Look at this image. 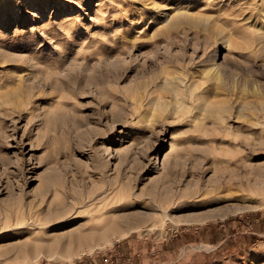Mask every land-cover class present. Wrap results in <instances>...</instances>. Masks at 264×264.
I'll return each mask as SVG.
<instances>
[{
  "label": "rangeland",
  "instance_id": "rangeland-1",
  "mask_svg": "<svg viewBox=\"0 0 264 264\" xmlns=\"http://www.w3.org/2000/svg\"><path fill=\"white\" fill-rule=\"evenodd\" d=\"M134 46L142 53L135 60ZM61 47L67 49L59 53ZM162 54L211 80L216 112H206L196 94L180 95L179 106L162 114L154 100L143 106L131 98L142 80L129 76L153 70ZM108 57L125 61L104 83L116 91L74 82L87 73L84 66L98 79ZM175 108L190 117L170 126ZM170 143L192 161L204 156L200 166L163 167ZM213 146L214 153L198 150ZM109 156L107 176L123 187L98 210L38 226L12 221L15 212L32 211L44 177L61 178L50 186L55 204L71 179L94 174L95 163L106 167ZM163 180L172 181L170 220L163 221L165 204L154 215L135 216L158 205L147 193H161ZM262 186L264 0H0V264H264ZM141 188V200L124 197L137 198ZM10 203L18 205L10 211ZM110 211L131 212L137 224L100 249L91 250L122 230L64 250L11 248L62 235L63 225L102 226L104 220L89 219Z\"/></svg>",
  "mask_w": 264,
  "mask_h": 264
},
{
  "label": "bare ground",
  "instance_id": "bare-ground-1",
  "mask_svg": "<svg viewBox=\"0 0 264 264\" xmlns=\"http://www.w3.org/2000/svg\"><path fill=\"white\" fill-rule=\"evenodd\" d=\"M207 5L208 3L206 1L203 4H199L198 7L199 6L204 7ZM201 15H204V13L201 12ZM179 19L183 20L184 22L186 20V17L182 16ZM158 43H156V45ZM157 47L158 45L155 47V50L159 49V47L158 48ZM66 49H67L66 47H63V48L61 47L58 52L62 53ZM133 50H134V53L132 52L131 57H134V60H135L137 57H140L142 53H141V50L137 48V46H134ZM136 52H138L139 54ZM164 52L165 50L163 51V53ZM158 54H160V52ZM164 54H166V52ZM102 62L103 63L99 64L101 71L98 76V79L96 77L91 78L88 75L90 73V70L87 68V66H84L83 68H80V70L83 72H87V73L86 74L80 73V75L76 79H74V82H76V84L77 83L79 84L80 83L79 80L82 78L84 82L83 83L84 85L81 84L82 86L94 85L95 88L98 90L107 92V90L109 89L110 90L109 92L116 91V89L110 88L109 85H105L104 83L108 82L106 78L109 75H112L113 77H115L116 69L119 66H122L125 61L122 60L118 62V60H115V58L108 57V58H105ZM155 62L157 66H155L153 70L150 69L148 71L147 70L138 71V69L137 70L135 69L134 74L129 76L131 77V79L142 80V81H137L130 88V94L132 95L131 97L132 99L139 100L143 106L145 105L150 106L151 102L154 100L155 103L157 104L156 108H159L158 112L162 114L169 106L173 104H175V107L179 106L178 97L180 95H188L189 97H193V96L195 97V94H196L199 104L204 108L206 112H209L210 114H213L214 112H216L215 109L213 108V104H216L217 102L213 101L212 98L219 96V92L216 90H210V87L208 86L210 83L209 81L211 80L209 78L202 77L201 75H196L195 70L189 69L186 66V64H182L181 67L176 66L171 60H168L167 58L163 57V54H162V58L156 59ZM131 67L132 66H130L129 68ZM91 69L93 70V67H91ZM151 71H156V72L155 74L150 75L152 73ZM49 74H52V72ZM117 78L119 79L120 76H117ZM81 85H78V86H81ZM152 94H155L156 96L151 97ZM162 97H165V103H160ZM188 117L190 116L187 112L180 113L175 108L173 109V117H171L170 126L176 125V124L177 125L183 124L185 123V121H188ZM132 143L133 141H131L130 143L131 147H132ZM125 148L126 150L128 149L125 146V147H122L121 149H117L116 151L118 150L123 151ZM215 148L216 147L214 146L204 147L198 150L201 153H206L208 151H210L211 153H214L217 149ZM186 152L187 151H183L182 147L175 148L174 143H170L169 151L163 157V161H162L163 167L165 165H168L166 169L171 170L178 166L185 165L189 161L193 163V166L195 165L200 166L201 163L198 164V161L204 158V156L195 157L192 161L191 160L192 157H189L188 153ZM170 153H173V155L172 154L170 155ZM169 155L171 156V160H169ZM209 156L211 157V155ZM110 158L111 156L107 158L106 167L104 166L99 169L97 167V163H95V165L93 164L94 167L93 166L92 167L95 170L94 174L83 177L80 181L71 179L68 185L67 184L65 185L64 197H63V200H61V202L60 200L58 201L60 202L59 204L58 202L55 204L53 203L52 195L54 194V192L52 193L50 186L59 183L61 181V178L58 177L57 175L44 177L43 186H41V191L37 193L38 200L33 205L32 211L22 210L20 214H17V212H15L14 217H12V221L20 220V222L26 223V225L28 224L32 226H38L40 225L39 223L43 224V223L56 220V219L65 220L68 218L76 217L82 211L88 210L91 208H96L95 211L98 210L99 209L98 207L102 203H104L106 199L113 192H116L115 189L118 188L122 184V182H119L116 180V176L115 177L107 176L110 170V165H111V163H109ZM209 159L210 158H208V160ZM216 162L217 160H214V159L212 160V164H215ZM191 166L189 163V167ZM114 168L115 167H113V169ZM111 173H114V172L111 171ZM161 186H162L161 190H163L161 193H158L155 189L154 190L151 189L152 187L147 193L151 199L158 200L157 201L158 205L151 206L150 208H148L150 209L148 213L145 211L134 210L132 212L134 213L135 216H138V218L140 217L143 218L144 215L146 214L154 215L159 210L158 208L161 207V204H165V206L161 208L164 217H166L165 220L163 221L170 220V218L168 217L169 214L166 213V209L169 206L168 204L174 201V197H173L174 194L172 191L173 190L172 181L163 180L161 183ZM121 187H123V185H121ZM260 189H264V186L260 187ZM142 193L143 192L141 188L140 192L135 196L137 198H134L133 196H129L127 193H125L124 197L126 196V198H128L129 200L131 199L141 200L142 199L141 196H143ZM145 194L146 193H144V195ZM128 202H131V201H128ZM16 205L18 204L16 203L6 204L7 209H9L10 211ZM231 208L234 209V206ZM95 219H101L100 221L104 220L105 223L102 226H97L99 225V223L97 222H95L94 225L84 224V225H78V226H72V227L68 225L66 226L63 225L64 227L68 229L62 235L50 236V234H46L49 236L40 237V238L34 237L32 242L23 240L19 246L12 245L11 248L15 249L16 252H21V251L29 252V250H34L36 248L38 249L39 247H44L48 249L57 248L59 250H64V249L69 248L70 246H73L79 243L85 244L93 239L105 238L110 233L114 234V232H118L122 230L118 235H114V237L109 240L93 244L91 248V250L93 248L100 249L104 247L105 245L111 244L113 239H118L119 237L126 235L129 231L125 227L127 226L133 227L135 224H137L136 218H131V212L115 213V212L110 211V213L105 214V215L102 212L101 213L98 212L96 213L95 218L89 219V221L93 222ZM155 225L156 223H154L153 227ZM161 225L163 224L161 223ZM91 250H89L88 252H90ZM84 251L85 250L82 249L81 251L76 252L77 257L83 254ZM67 259L71 260V258H67Z\"/></svg>",
  "mask_w": 264,
  "mask_h": 264
},
{
  "label": "crops",
  "instance_id": "crops-1",
  "mask_svg": "<svg viewBox=\"0 0 264 264\" xmlns=\"http://www.w3.org/2000/svg\"><path fill=\"white\" fill-rule=\"evenodd\" d=\"M220 238H221V236H220ZM220 243H222V241Z\"/></svg>",
  "mask_w": 264,
  "mask_h": 264
}]
</instances>
